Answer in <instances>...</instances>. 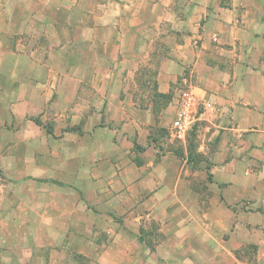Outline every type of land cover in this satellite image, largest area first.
I'll return each instance as SVG.
<instances>
[{
  "label": "crops",
  "instance_id": "0c3cea01",
  "mask_svg": "<svg viewBox=\"0 0 264 264\" xmlns=\"http://www.w3.org/2000/svg\"><path fill=\"white\" fill-rule=\"evenodd\" d=\"M105 1L0 0V264H264V0Z\"/></svg>",
  "mask_w": 264,
  "mask_h": 264
},
{
  "label": "built area",
  "instance_id": "2783aa9c",
  "mask_svg": "<svg viewBox=\"0 0 264 264\" xmlns=\"http://www.w3.org/2000/svg\"><path fill=\"white\" fill-rule=\"evenodd\" d=\"M213 106L200 99L192 89H183L171 127L174 140L185 144L195 126L204 120L205 112L213 110Z\"/></svg>",
  "mask_w": 264,
  "mask_h": 264
},
{
  "label": "rangeland",
  "instance_id": "374dc122",
  "mask_svg": "<svg viewBox=\"0 0 264 264\" xmlns=\"http://www.w3.org/2000/svg\"><path fill=\"white\" fill-rule=\"evenodd\" d=\"M104 4H105V0H101ZM107 5H109V3H107ZM26 68V72H34L35 73V70L34 69H32L31 67H30V65H28V67H25ZM74 68H76V67H74ZM18 71H20L18 68L16 69L14 66H11V65H8V66H1V73L3 74V73H5V74H9V73H14V72H18ZM153 71V70H152ZM141 72H143V70H141ZM156 71H154V72H151V71H148V75L150 76V75H153L154 73H155ZM146 73V72H145ZM149 79V78H148ZM179 95H180V93H179ZM156 102H159V106H162L163 105V102H164V100L163 99H161L159 96H158V94H155L154 95V98H153ZM179 100H180V98H179ZM175 103H177V104H179V101L177 102H175ZM27 119L28 120H31V121H34L36 124H37V121H39L40 123H41V125H39V124H37V125H39V126H44V128H47V130H50L51 131V123L50 122H48L47 120L44 122V123H42L41 122V120H40V117H36V116H32V117H27ZM42 130V129H41ZM166 131V135H168L169 136V133H168V130H165ZM49 132V131H48ZM52 132V131H51ZM169 138H170V136H169ZM171 139V138H170ZM189 140H188V147H195L196 146V144H197V132H193V134H191V136L188 138ZM175 142V144H177V142L176 141H174ZM179 144H180V142H179ZM181 146H183V143H181ZM180 146V147H181ZM263 221H264V219H263ZM262 227L263 228H261L263 231H264V224L262 225ZM152 243V242H151ZM249 250H252V251H254V253L257 251V247H255V246H250V247H248V248H245V249H242L241 251L242 252H245V253H248L249 252Z\"/></svg>",
  "mask_w": 264,
  "mask_h": 264
},
{
  "label": "trees",
  "instance_id": "16d2710c",
  "mask_svg": "<svg viewBox=\"0 0 264 264\" xmlns=\"http://www.w3.org/2000/svg\"><path fill=\"white\" fill-rule=\"evenodd\" d=\"M37 124L41 125V123H40L39 121H37ZM48 131H49V133H51V131H50V130H48Z\"/></svg>",
  "mask_w": 264,
  "mask_h": 264
}]
</instances>
